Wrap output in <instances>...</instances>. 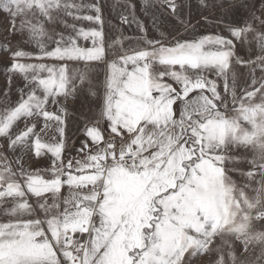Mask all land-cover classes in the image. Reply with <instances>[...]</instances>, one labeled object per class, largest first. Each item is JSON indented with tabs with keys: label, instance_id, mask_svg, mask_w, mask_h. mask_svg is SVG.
<instances>
[{
	"label": "snow or ice",
	"instance_id": "snow-or-ice-1",
	"mask_svg": "<svg viewBox=\"0 0 264 264\" xmlns=\"http://www.w3.org/2000/svg\"><path fill=\"white\" fill-rule=\"evenodd\" d=\"M199 5L149 38L124 0L126 43L100 0H0V264H264V0Z\"/></svg>",
	"mask_w": 264,
	"mask_h": 264
},
{
	"label": "crops",
	"instance_id": "crops-1",
	"mask_svg": "<svg viewBox=\"0 0 264 264\" xmlns=\"http://www.w3.org/2000/svg\"><path fill=\"white\" fill-rule=\"evenodd\" d=\"M89 2H91V0H89ZM100 2L103 6L105 30L110 38L123 36L125 38H128L125 41L126 43H128L140 36L135 23L131 25L121 24L118 18L119 14L125 11V9L121 6L124 0H100ZM151 2L157 4V7L154 9H149L146 13L143 8L144 0H132V3L136 5L135 16L138 21L142 22L148 28L149 38L158 37L159 31H164L166 34H175L177 30L183 31L182 26L175 18L169 16L166 10L159 8L158 0H151ZM216 2L219 3V0H216ZM178 3L183 5V7L181 8V15L186 19H190L193 24H196L197 20H201L202 15H206L209 17L208 23H205L203 20H201L200 24L197 25L199 33L207 34V32L212 31L215 28V20L213 18L220 15V10L211 9L205 11V9L200 7L199 0H178ZM153 14H155V16L157 17L159 31L152 27ZM11 99L14 101L16 99V96H12ZM90 107L92 106L88 104L87 101L83 98L75 102H69L70 136H74L76 134L78 124L82 123L84 115L89 114ZM82 113L84 115H81ZM76 138L78 139V137Z\"/></svg>",
	"mask_w": 264,
	"mask_h": 264
},
{
	"label": "rangeland",
	"instance_id": "rangeland-1",
	"mask_svg": "<svg viewBox=\"0 0 264 264\" xmlns=\"http://www.w3.org/2000/svg\"><path fill=\"white\" fill-rule=\"evenodd\" d=\"M7 27H8V18L5 16L4 13L0 12V44L6 42L5 37L7 35ZM13 43H15L14 40ZM4 79L5 77H4L3 61L0 60V88L4 86Z\"/></svg>",
	"mask_w": 264,
	"mask_h": 264
}]
</instances>
